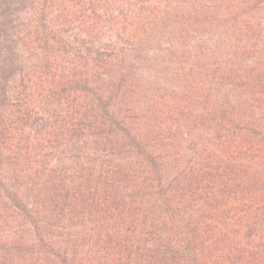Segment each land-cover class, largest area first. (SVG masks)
Listing matches in <instances>:
<instances>
[{"label":"trees","instance_id":"obj_1","mask_svg":"<svg viewBox=\"0 0 264 264\" xmlns=\"http://www.w3.org/2000/svg\"><path fill=\"white\" fill-rule=\"evenodd\" d=\"M0 264H264V0H0Z\"/></svg>","mask_w":264,"mask_h":264}]
</instances>
